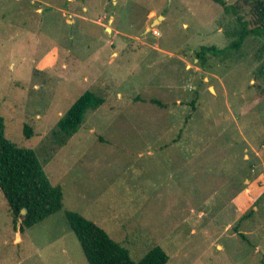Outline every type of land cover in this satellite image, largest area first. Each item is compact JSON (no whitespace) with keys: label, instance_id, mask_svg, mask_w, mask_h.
Listing matches in <instances>:
<instances>
[{"label":"rangeland","instance_id":"1","mask_svg":"<svg viewBox=\"0 0 264 264\" xmlns=\"http://www.w3.org/2000/svg\"><path fill=\"white\" fill-rule=\"evenodd\" d=\"M236 29L211 0H0L5 137L63 198L21 230L0 192V264H87L67 212L135 262L159 247L166 264H264V36L196 58ZM85 91L104 103L58 146Z\"/></svg>","mask_w":264,"mask_h":264},{"label":"trees","instance_id":"2","mask_svg":"<svg viewBox=\"0 0 264 264\" xmlns=\"http://www.w3.org/2000/svg\"><path fill=\"white\" fill-rule=\"evenodd\" d=\"M211 1L222 7L225 13L236 15L239 29L225 33L227 37H233V40L223 50L201 47L196 54L201 66L205 65L208 54L217 56L227 50H238L247 37L264 36V0H237L230 6L223 0ZM244 7L249 10L255 22L254 28H248V22L238 14ZM103 103V98L93 92L82 93L58 120L54 131V138L58 139L56 144L63 146L79 130L86 113L97 110ZM4 130V119L0 116V192L9 207L13 223L16 224L20 219L23 230L58 212L62 207V191L59 186L51 184L36 152L10 142ZM23 132L26 139H29L31 130L25 127ZM66 220L80 244L87 264H166L168 261L165 252L155 247L135 262L125 248L94 223L75 212H67ZM238 236L246 241L243 234L239 233Z\"/></svg>","mask_w":264,"mask_h":264},{"label":"water","instance_id":"3","mask_svg":"<svg viewBox=\"0 0 264 264\" xmlns=\"http://www.w3.org/2000/svg\"><path fill=\"white\" fill-rule=\"evenodd\" d=\"M155 22H156V20H154V21H153V23H155ZM153 23H152V24H153ZM25 212H26V211H25V210H23V214H25Z\"/></svg>","mask_w":264,"mask_h":264}]
</instances>
